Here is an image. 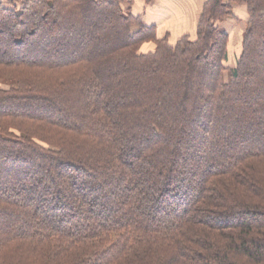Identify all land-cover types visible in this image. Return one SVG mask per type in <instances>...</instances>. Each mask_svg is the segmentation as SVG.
Returning a JSON list of instances; mask_svg holds the SVG:
<instances>
[{
  "label": "trees",
  "instance_id": "trees-1",
  "mask_svg": "<svg viewBox=\"0 0 264 264\" xmlns=\"http://www.w3.org/2000/svg\"><path fill=\"white\" fill-rule=\"evenodd\" d=\"M132 1L0 0V264H264V0Z\"/></svg>",
  "mask_w": 264,
  "mask_h": 264
},
{
  "label": "crops",
  "instance_id": "crops-1",
  "mask_svg": "<svg viewBox=\"0 0 264 264\" xmlns=\"http://www.w3.org/2000/svg\"><path fill=\"white\" fill-rule=\"evenodd\" d=\"M205 1L155 0L146 4L144 0H133L132 10L134 14L140 15L147 25L155 26L160 38L168 35L174 43L184 35L195 33L196 24ZM247 17L246 7L237 5L234 7V19L225 21L221 25L230 35L227 64L233 59L231 64L234 63V67L240 53Z\"/></svg>",
  "mask_w": 264,
  "mask_h": 264
},
{
  "label": "rangeland",
  "instance_id": "rangeland-1",
  "mask_svg": "<svg viewBox=\"0 0 264 264\" xmlns=\"http://www.w3.org/2000/svg\"><path fill=\"white\" fill-rule=\"evenodd\" d=\"M200 13H201V12H200ZM243 22H244V21H243ZM196 25H197V24H196ZM245 27H246V26H245ZM232 46H233V45H232ZM234 48H235V46H234ZM145 49H146V50H145V53H146L149 49H153V48H151V47H147V48H145ZM230 50H232L231 47H230ZM234 53H235V52H234ZM231 54H233V53L231 52ZM236 54H237V50H236ZM231 57H232V56H231ZM234 59H235V58H234ZM232 60H233V59H231L230 62H229L228 64L226 63V66H227L228 68H230V69H231V67L234 68V66H233L234 63L231 64ZM227 62H228V61H227ZM207 78H208V76H207L206 74H204V75L201 76V79H200V80H201L204 84H206V83L208 82V81H207ZM6 80H7V79H6ZM0 85H1V84H0ZM2 88H3V89H9V87L6 86V85H2Z\"/></svg>",
  "mask_w": 264,
  "mask_h": 264
}]
</instances>
